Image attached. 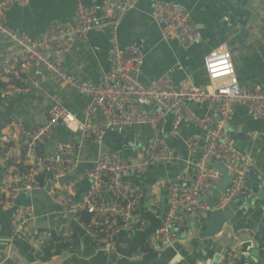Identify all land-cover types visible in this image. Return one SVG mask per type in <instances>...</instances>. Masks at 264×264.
<instances>
[{"label": "crops", "instance_id": "obj_1", "mask_svg": "<svg viewBox=\"0 0 264 264\" xmlns=\"http://www.w3.org/2000/svg\"><path fill=\"white\" fill-rule=\"evenodd\" d=\"M183 4L192 22L201 33V40L189 49L180 46L176 39H164L161 25L153 18V4L139 0L124 12L115 33L110 30L91 29L84 39L76 40L66 55L64 68L78 83L98 85L105 82L111 66V50L117 44L137 46L144 55L140 78L144 83L170 74L176 83L190 77L199 87L209 83L205 71V57L217 48L229 51L236 68L239 83L244 88H264V0H170ZM101 0H28L7 6L5 24L16 32L37 39L53 21L70 23L79 4L99 5ZM11 41L0 35V70L6 67V56ZM181 66V68H179ZM41 81L42 91L34 96L33 89L7 95L12 88L0 80V138L9 127L18 126L25 132L45 123V112L61 105L83 118L90 97L64 86L47 75L42 67L34 66L31 72ZM190 111L199 118H217L214 110L205 103L189 104ZM173 115L165 119V138L174 149V158L158 164L143 173L130 174L128 180L144 192L142 211L149 225L132 236L122 234L117 243L103 246L96 242L82 225L54 202L46 189L19 191L10 197V191H1L6 169L0 160V200H12L11 205L0 204V264H204L235 246L240 264L259 261L264 264V206L241 208L226 225L221 237L205 233L203 214L190 218L189 231L180 233L169 244L146 248L152 231L160 224L162 189L177 184L182 171L198 159L206 139V130L198 121L187 120L177 136L170 134ZM225 129L228 142L252 161L255 178L264 181V117H255L245 105H237ZM76 133L60 124L41 144L40 150L51 156L59 143L72 141ZM153 135L148 125H131L124 131H108L100 143L92 142L82 152H76V166L62 179L71 180L91 169L100 151H117L123 155L135 151L136 144L146 145ZM195 139L198 149L191 153L189 140ZM195 174V173H194ZM23 186V182H19ZM89 181H78L74 199L79 201L88 189ZM169 187V188H170ZM160 201L158 213L153 200ZM208 203V202H207ZM30 208L34 218L17 224L14 212L18 207ZM219 262V261H218Z\"/></svg>", "mask_w": 264, "mask_h": 264}, {"label": "built area", "instance_id": "obj_2", "mask_svg": "<svg viewBox=\"0 0 264 264\" xmlns=\"http://www.w3.org/2000/svg\"><path fill=\"white\" fill-rule=\"evenodd\" d=\"M26 1L0 0V35L11 41L6 67L0 70V80L12 85L11 89L7 87V95L33 89L34 96H38L42 91L41 81L31 73L37 66L44 68L49 77L91 100L83 118L64 106L54 105L46 110L44 124L27 132L18 126L9 127L2 133L0 160L6 169V177L1 191H10L12 199L21 190L29 192L44 188L63 213L80 223L98 244L113 245L122 234L132 236L149 225L142 213L144 192L132 184L128 176L146 172L174 158V149L165 138L164 125L166 117L173 115L172 136L179 134L184 121L196 120L206 130V139L193 163V169L197 170L195 177L187 167L175 179L177 184L168 189L166 210L150 235V244H169L180 233L186 234L189 228L185 214L189 219H196L207 209L208 203L203 197L210 196L211 187L222 179V172L212 165L213 161H221L232 176L231 185L219 195L216 209L227 208L237 195L244 192L252 161L228 142L225 126L240 104L248 107L255 117H264V88L249 89L240 85L228 50L217 48L207 54L204 68L209 83L199 87L190 77L176 83L168 73L144 83L140 78L144 63L141 49L115 44L105 82L81 84L64 68L73 43L84 39L91 29H108L115 33L124 12L132 9L139 0H102L99 6L79 4L72 22L53 21L37 39L16 32L4 22L7 6ZM149 1L153 4V18L161 25L164 39H176L184 49L201 40V33L183 4L170 0ZM4 98L0 96V106ZM192 102L205 103L215 111L217 118H199L189 109ZM60 124L70 127L76 135L70 142L59 143L51 156L45 155L40 146ZM131 125H148L153 129L146 145L136 144L135 151L125 155L117 151H100L91 169L71 180L62 179L76 166V152H82L92 142H102L108 131L122 132ZM187 147L195 153L198 144L191 139ZM20 163L27 169L19 171L17 165ZM40 174L43 181L38 179ZM83 178L88 179L89 186L82 199L76 201V185ZM11 199L4 197L0 204L11 205ZM153 202L158 213L160 201L155 198ZM32 218L34 212L30 208L21 206L14 212L17 224ZM217 264H240L237 248L231 246Z\"/></svg>", "mask_w": 264, "mask_h": 264}, {"label": "water", "instance_id": "obj_3", "mask_svg": "<svg viewBox=\"0 0 264 264\" xmlns=\"http://www.w3.org/2000/svg\"><path fill=\"white\" fill-rule=\"evenodd\" d=\"M227 128H229V124L225 126V129ZM212 165L222 172V179L215 186L211 187L210 196L203 197V199L208 202V207L203 214V218L205 220V233L208 236L221 237L228 222L232 220V218L237 212H239L241 208L249 209L250 206L255 205L264 206V181H262L263 178H255L253 173H250L249 178L245 182L244 192L237 195L227 208L218 210L216 209V203L219 195L223 190H226L231 185L232 176L221 161L215 160L212 162ZM194 173L195 177L197 174L196 169L194 170ZM169 187V184H167L162 189L161 217L164 216L166 210V195ZM185 217L189 222L190 219L186 214ZM219 260L220 255H217L215 259H210L204 264H217Z\"/></svg>", "mask_w": 264, "mask_h": 264}, {"label": "trees", "instance_id": "obj_4", "mask_svg": "<svg viewBox=\"0 0 264 264\" xmlns=\"http://www.w3.org/2000/svg\"><path fill=\"white\" fill-rule=\"evenodd\" d=\"M0 85H4V83H1L0 82ZM17 169L19 170V171H22V170H24V169H27V166H25L23 163H20V164H18L17 165ZM39 177H38V179L39 180H41V181H43V177H42V175L40 174V175H38ZM152 250H153V246L152 245H149L147 248H146V251L147 252H152Z\"/></svg>", "mask_w": 264, "mask_h": 264}]
</instances>
